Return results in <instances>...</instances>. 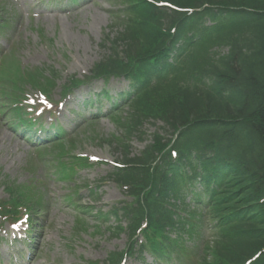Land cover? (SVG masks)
<instances>
[{"label":"rangeland","instance_id":"374dc122","mask_svg":"<svg viewBox=\"0 0 264 264\" xmlns=\"http://www.w3.org/2000/svg\"><path fill=\"white\" fill-rule=\"evenodd\" d=\"M10 7V4L8 5ZM79 14L70 15L64 19L57 20L56 18L48 19L46 21L41 20L37 25L44 26L48 34L52 32H62L60 36L61 42L74 41L77 33L75 28L79 32H94L98 31V25L92 24L91 21L85 20L82 17H77ZM50 26L49 29L47 27ZM31 24H24L23 31L27 32L24 35V43L22 45L20 56L21 58H27L31 61V64H54L58 66L62 64V58L60 56H54L45 46L36 43L35 36L30 31ZM97 39V36H96ZM61 50V49H60ZM59 50V51H60ZM58 51V52H59ZM73 51H77L78 54H72V58L67 63V68L64 74L69 72H75L79 74L82 69H87L93 60V53L88 47H76ZM56 52V53H58ZM4 168L3 173L6 172L4 167V160H0V169ZM14 171V169H12ZM55 196L64 193L63 189L59 185H55V190H50ZM0 196H2V187L0 185ZM45 224L44 231V255L41 261L37 264H87L89 261L100 260L105 257L106 252L122 246L118 241H104L100 244L91 242L86 238H72L70 230L73 226L75 219L74 212L70 211L66 205H59L55 203L51 206L48 212L42 215Z\"/></svg>","mask_w":264,"mask_h":264},{"label":"trees","instance_id":"16d2710c","mask_svg":"<svg viewBox=\"0 0 264 264\" xmlns=\"http://www.w3.org/2000/svg\"><path fill=\"white\" fill-rule=\"evenodd\" d=\"M262 32V31H260ZM246 61L245 60H241V65L243 67V70H246V65H245ZM254 61H251L252 66L254 65ZM264 72V71H263ZM256 81V79H255ZM253 114L251 115L250 118H252V121L255 122V125L257 126V130L262 133V135L264 136V108L263 107H258V103L255 102L254 103V107H253ZM249 114V110L245 108H243V115L244 116H248Z\"/></svg>","mask_w":264,"mask_h":264}]
</instances>
